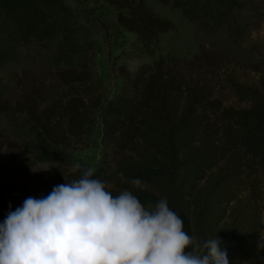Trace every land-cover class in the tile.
Instances as JSON below:
<instances>
[{"label": "trees", "instance_id": "16d2710c", "mask_svg": "<svg viewBox=\"0 0 264 264\" xmlns=\"http://www.w3.org/2000/svg\"><path fill=\"white\" fill-rule=\"evenodd\" d=\"M59 1L0 0V33L10 20L42 22L48 13L41 11L58 10ZM102 1L116 9L117 23L135 33L144 46L175 27L142 0ZM214 1L233 5L236 0ZM93 47L88 46L90 52L76 65L53 68V79L67 86L90 85L95 77ZM203 56L213 57L202 51L194 60ZM254 67L256 85L244 88L248 103L237 109L212 100L210 88L182 79L174 65L157 64L146 75L131 74L120 66L119 74L135 93L134 101L116 120L104 123L103 143L107 140L114 150L111 194L128 190L147 199L145 207L150 210L166 198L183 220L184 231L197 242L220 238L229 264H264V249L256 247L264 209L257 203L258 189L249 171L252 160L233 144L238 143L237 131L259 124L264 117V63ZM44 83L25 72L16 78L13 91L0 97V110L26 114L36 131V146L52 160L45 171L30 158L20 159L12 149L0 156V169L11 176L0 183V224L27 198L47 197L54 186L72 180L65 150L88 147L86 131L101 107L103 95L98 92L40 99ZM2 150L0 142V154ZM145 175L150 178L142 189L131 183Z\"/></svg>", "mask_w": 264, "mask_h": 264}, {"label": "rangeland", "instance_id": "374dc122", "mask_svg": "<svg viewBox=\"0 0 264 264\" xmlns=\"http://www.w3.org/2000/svg\"><path fill=\"white\" fill-rule=\"evenodd\" d=\"M142 2L175 26L159 33L147 46L117 23L116 9L102 0H60L58 10L41 11L48 13L42 22L10 20L0 33V97H7L16 78L25 72L45 81L40 99L102 93L101 107L86 131L88 147L67 148L64 156L72 180L91 167L93 178L104 182L110 192L114 150L107 140L103 143L104 123L126 112L135 97L119 74L120 66L131 74L146 75L157 64L174 65L182 79L210 88L212 100L240 109L248 103L244 88L256 85L255 64L264 63V0H236L233 5L214 0ZM88 46H94L95 77L90 85L67 86L53 79V68L76 65L90 52ZM202 51L212 59L203 56L195 61ZM192 60L195 63L191 66ZM237 132L238 143L233 144L252 160L249 171L257 185V203L264 209V117L259 124ZM35 137V128L25 113L0 110V156L12 149L20 159L30 158L36 168L47 167L52 160L36 146ZM77 164L81 169L73 172ZM149 178L142 177L143 185ZM9 180L11 176L0 169V183ZM138 199L148 205L147 199ZM259 235L264 238L263 215Z\"/></svg>", "mask_w": 264, "mask_h": 264}, {"label": "clouds", "instance_id": "9594fccd", "mask_svg": "<svg viewBox=\"0 0 264 264\" xmlns=\"http://www.w3.org/2000/svg\"><path fill=\"white\" fill-rule=\"evenodd\" d=\"M131 183L144 186L138 178ZM220 243L186 233L166 198L150 210L128 190L113 196L89 167L9 212L0 224V264H229ZM256 247L264 249V238Z\"/></svg>", "mask_w": 264, "mask_h": 264}]
</instances>
